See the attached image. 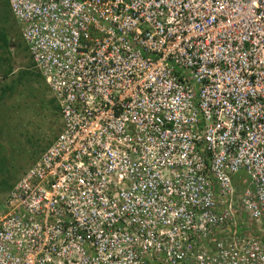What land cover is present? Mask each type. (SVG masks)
I'll use <instances>...</instances> for the list:
<instances>
[{"label":"built area","instance_id":"2783aa9c","mask_svg":"<svg viewBox=\"0 0 264 264\" xmlns=\"http://www.w3.org/2000/svg\"><path fill=\"white\" fill-rule=\"evenodd\" d=\"M6 2L59 130L0 264H264V0Z\"/></svg>","mask_w":264,"mask_h":264},{"label":"rangeland","instance_id":"374dc122","mask_svg":"<svg viewBox=\"0 0 264 264\" xmlns=\"http://www.w3.org/2000/svg\"><path fill=\"white\" fill-rule=\"evenodd\" d=\"M6 7L0 0V60L3 69L6 65L13 69L7 77L0 69V202L59 130V119L49 106L52 100L45 85L32 80L29 87L16 80L20 70L34 69L20 39V25L11 15L6 16ZM12 81L13 90L2 93V85ZM2 180L8 185H2Z\"/></svg>","mask_w":264,"mask_h":264},{"label":"trees","instance_id":"16d2710c","mask_svg":"<svg viewBox=\"0 0 264 264\" xmlns=\"http://www.w3.org/2000/svg\"><path fill=\"white\" fill-rule=\"evenodd\" d=\"M4 2V5L7 6V3H6V0H2ZM9 14V15H8ZM6 16L7 17H10V13H9V9H8V6L6 7ZM21 39V38H20ZM20 41V40H18ZM22 41V40H21ZM23 43V42H22ZM24 50L26 51V47L24 45ZM32 67V64L31 62L29 63ZM0 69L2 70V76L3 77H7L8 75H11L13 73V69L6 65V67H4L3 69V63L2 61L0 60ZM1 72V71H0ZM21 74L17 76V82H26L27 86L29 87H32V85H30V81L32 80H36V82H40L42 85H44L43 83V79L41 78V76L39 75L38 72H36L34 70V72H31V71H26V70H20ZM1 77V76H0ZM32 78V79H31ZM14 81L8 83V84H4L2 85V88H1V92L3 93L5 90H13V83ZM46 85H45V89H46ZM48 89V88H47ZM51 100L52 102L49 104V106L51 108H53V111L55 112V114L57 115L58 117V106L56 105V103L54 102V99L51 97ZM20 176V175H19ZM233 183H236L235 180H232ZM4 184V186L8 185V182H6V180H2V185ZM11 185V184H10Z\"/></svg>","mask_w":264,"mask_h":264},{"label":"crops","instance_id":"0c3cea01","mask_svg":"<svg viewBox=\"0 0 264 264\" xmlns=\"http://www.w3.org/2000/svg\"><path fill=\"white\" fill-rule=\"evenodd\" d=\"M10 13V12H9ZM11 15V14H10ZM12 17V16H11ZM44 83V82H43ZM44 85H45V83H44ZM29 167V166H28ZM22 173V172H21Z\"/></svg>","mask_w":264,"mask_h":264},{"label":"clouds","instance_id":"9594fccd","mask_svg":"<svg viewBox=\"0 0 264 264\" xmlns=\"http://www.w3.org/2000/svg\"><path fill=\"white\" fill-rule=\"evenodd\" d=\"M7 3V2H6ZM9 9V8H8ZM13 18V17H12ZM21 38V37H20ZM27 52V51H26ZM28 55V54H27ZM29 57V56H28Z\"/></svg>","mask_w":264,"mask_h":264}]
</instances>
